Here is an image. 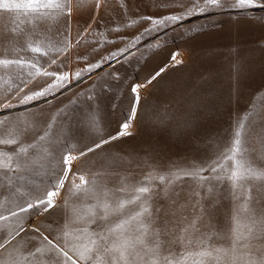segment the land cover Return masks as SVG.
Returning a JSON list of instances; mask_svg holds the SVG:
<instances>
[{
    "label": "rangeland",
    "instance_id": "374dc122",
    "mask_svg": "<svg viewBox=\"0 0 264 264\" xmlns=\"http://www.w3.org/2000/svg\"><path fill=\"white\" fill-rule=\"evenodd\" d=\"M100 1L73 0L68 37L72 46L57 59L58 64L64 61L60 67L49 66V57L33 54L28 47L41 40L44 51H49L51 46L60 47L55 28L49 32L44 25L36 27L31 15L0 13V59L22 57L38 61L49 71L70 76L67 86L56 91L54 96L21 105L11 110L12 114L7 117L0 116V139L18 141V144H0V180L4 181V184L0 181V215L9 217L0 220V243H4V248H0V264H49L53 253L47 244L35 238L39 234L33 229L37 227L44 235H49L53 229L60 236L67 232L66 239L73 244L91 247L89 242L95 239L94 233L100 227H110L119 215L136 210L137 205H127L124 213H111V207L131 199L142 182L150 183L160 193L158 200L153 198L156 200L154 214L156 207L160 209L155 227L160 226L161 219H171L173 215L186 218L187 222L196 220L199 232L190 229L185 235L198 237L204 243L180 242L181 233L171 225V234L161 236L162 240L175 239L171 251L178 259H182L179 254L183 253L185 264L195 261L231 264L234 211L240 215L243 243L250 245L249 248L238 245L237 255L249 252L252 258L259 259L264 251V240L248 236L245 226H250V221L244 211L243 198L231 199V185L227 181L214 195H208L207 189L216 181L211 185L206 183L204 187H199L190 177L170 185L167 181L177 167L216 160L231 146L233 134L238 129L245 151L235 161H225L221 174H230L236 162L264 170V8L239 12L209 10L206 13H199L197 9V14L185 15L180 21L147 31L155 26L142 17L185 14L191 4L203 5L204 0ZM257 2L264 4V0ZM165 4L168 7H159ZM65 19L60 16L53 20L50 16L46 23L63 24ZM77 38L87 43L77 45ZM128 45L134 46L119 56L120 59L104 63L79 80L71 78L76 71ZM173 53L181 61L179 64L172 61ZM222 53L229 55L226 57ZM50 54L55 58L54 52ZM161 69L163 71L155 80L146 83ZM31 71L27 66L0 69V101L7 96L16 103L13 93L19 78L28 79ZM51 83V78L35 77L24 90H38ZM132 84L144 86L139 90L141 99L137 114L128 121L131 128L127 131L131 135L81 157L79 151L84 145H91L94 139L98 142L97 133L90 134L89 128L99 129V136L107 138L115 135L130 115ZM186 120L191 124L186 126ZM64 130L66 134L62 135ZM46 132V140L38 141V137ZM34 142H37V148L29 149L26 170L8 172L7 165L21 159L14 149L20 144ZM69 148L76 159L69 179L55 198L56 207L50 213L34 218L24 215L21 221L24 231L11 239L17 230L18 219L11 217L9 210L17 206L6 204L5 197L13 198L10 203L21 200L28 193L43 191L51 181L50 173L55 170L59 174L60 154ZM45 149L54 155H48ZM80 175L89 181L84 188L91 190L95 181L96 186H102L106 191L84 196L74 189V184L80 183ZM161 175L166 177L164 183L158 179ZM25 179L26 192L25 188L17 187V183L20 186ZM121 188L124 190L118 191ZM196 191L202 200L195 195ZM252 196H257L254 188ZM257 198L264 200V190ZM197 200L204 208L203 215L199 206L193 207ZM105 204L110 206L107 220L102 219ZM153 240L150 235L145 238V243L151 246ZM116 243L119 246L121 242ZM37 248L41 251L37 252ZM135 250L144 254L139 243L135 244ZM207 251H212L213 258L198 255ZM162 253L167 255V251L162 250ZM113 257H119V252L101 251L95 264H111ZM121 264L125 262L121 261ZM134 264H140L139 259Z\"/></svg>",
    "mask_w": 264,
    "mask_h": 264
},
{
    "label": "snow or ice",
    "instance_id": "6c2138e0",
    "mask_svg": "<svg viewBox=\"0 0 264 264\" xmlns=\"http://www.w3.org/2000/svg\"><path fill=\"white\" fill-rule=\"evenodd\" d=\"M183 7V5H177ZM159 7H168V5H161ZM252 8H264V4H260L257 0H204V4L200 5L198 3H193L187 8L185 14L177 15L170 14L162 18H154L151 16L142 17V20L149 21L155 27L148 29L147 31H156L159 27H163L166 24L174 23L185 18V15L197 14V9L199 13H206L209 10H217L220 12H239L245 9ZM73 0H0V13H22L31 15L35 18L36 27L44 25L47 31L51 32L55 28L56 34L60 37V47L51 46L49 51H44L41 40L40 43L29 44V49L33 54L38 56L49 57V66L57 65V67L62 66L64 61L57 63V59L62 53L68 51L71 47V42L68 37L70 35V18L73 16ZM55 14V15H53ZM56 20L58 17H66L63 24H48L46 21L49 17ZM119 29H117L118 31ZM79 37V33L77 34ZM46 39V38H45ZM139 40V37L136 38ZM37 40H40V36L37 35ZM115 43V41H110ZM82 43H87V41H82L81 39H76V44L80 45ZM134 45H128L124 49L118 52L110 53L109 55L103 57L100 61L96 63L89 64L85 69L76 71L71 78L81 79L85 73H92L96 69L102 67L106 62H111L117 60L119 56L127 52L130 47ZM55 53V58L50 54ZM175 53L172 54V61L179 64L181 61L177 60ZM227 57L229 54L222 53ZM11 66L24 67L27 66L32 71L29 73L28 79L20 77L19 84L13 93L16 97V103H12L11 100L5 97L4 101H0V116L7 117L12 114L13 109L21 105H29L34 101L40 100L47 97L48 95H55L56 91L61 88L66 87L67 83L70 82V76L67 73H60L57 71H49L47 67L41 65L38 61L32 62L30 60H24L21 58L16 59H0V69L8 70ZM163 69L151 76L146 83H151L156 79L157 76L161 74ZM35 77L51 78L53 83L47 84L44 87H39L38 90L29 89L25 91L24 89L28 86L30 81ZM144 85L132 84L130 85V90L132 93V103L130 107V115L126 117L125 122L119 126V130L115 135H109L107 138L99 136V129L89 128L88 131L91 134L96 132L98 135V142L94 139L91 145H84V147L79 151L81 157L86 156L88 153H94L97 149H101L104 145L110 144L112 141L119 140L121 137L130 136L131 133L127 131L129 128V122L135 118L137 114V106L140 104V88ZM22 93V94H21ZM181 118V117H174ZM186 126L191 124L190 120L185 121ZM242 127V125L240 126ZM51 128V125H49ZM48 133L38 137V141H44L47 138ZM234 138L231 141V146L220 154V156L212 161L211 163L207 161H202L200 165H189L188 167H177L176 171L170 173L171 179H168L167 184L170 185L175 181L182 180L184 177H190L197 181L199 187H204L205 184L211 185L213 181L217 183L208 187L207 194L214 195L219 191L220 185H223L227 181L231 185L229 195L233 200H240L243 198L244 211L248 213L247 219L250 221V226L247 227L248 236L256 240H264V200L258 199L259 194L264 190V170L254 169L249 164H243L236 162L234 164L233 170L230 174L222 175L225 168V161H235L237 156H243L245 151L244 141L242 139V134L240 130L234 132ZM0 144L10 145L18 144L15 139H0ZM37 148V142L30 145L20 144L14 151L18 159L15 164L9 163L7 165L8 172H15L20 170H26L29 163V149ZM48 155H54V152H49L45 149ZM76 159L75 156L71 155V149L62 152L59 157L60 170L59 174L54 170L50 173L51 181L48 186L43 191H36L34 193H28L27 198L23 203L17 205L15 209H10L9 214L11 217H16L18 219L17 230L11 239H14L16 235L24 231V225L21 222L24 215H28L29 218H34L37 215H42L43 213H50V210L56 207L55 198L59 195L60 190L64 188L65 181L69 179V172H72L73 161ZM2 167V166H0ZM207 172L208 175L205 176L204 173ZM76 173H73L75 176ZM23 179V177H21ZM161 183H164L166 177L161 175L158 177ZM79 184H74V189L76 191H81L84 196L90 194H95L96 192L106 191L102 186H96V182L93 181L94 187L90 189L84 188L85 185L89 183L85 179L84 175L79 176ZM251 185V187L249 186ZM255 189L257 196H252V190ZM71 190V189H70ZM124 189H118V191H123ZM135 195L129 200L119 201L115 206L111 207L112 214H122L127 205H137L135 211L128 214L119 215L116 222L110 227H100L99 231L94 233L95 239L90 240V245L77 246L71 242V240L66 239L69 233L64 232L63 236L56 235L55 229L49 232V235H44L37 227L33 229L34 232L38 233L39 239L43 243L49 246V251L53 253L50 257L49 264H95L96 260L99 258V253L103 251L104 253H115L119 252V257H113L111 264H121L124 261L125 264H134V262L139 259L140 264H185L186 257L184 254H179L182 259L177 258V254L171 251L172 244L175 243V239L162 240L161 236H168L172 232V228L178 229L181 233L179 240L180 242H186L191 245L193 243H204L198 237L186 236L189 230H194L199 232L196 227V220L187 222L186 218L172 216L171 219H161L160 226L155 227L157 223L158 214L160 209L155 208L154 205L156 200L159 199L160 193L154 190V187L148 182H142L141 186L135 188ZM165 193L167 192V185L165 186ZM197 197H200L199 191L195 192ZM202 200L203 197H200ZM249 204L252 206L249 207ZM199 206L200 214L203 215L204 208L197 200L196 205ZM109 205L105 204V213L102 217L103 220H107L109 216ZM167 215V214H166ZM9 217L0 215V220H7ZM233 226L231 228V264H264V251L261 252L260 258H252L249 252H243L237 255L238 248L241 246L243 248H249L250 245L243 243L245 237L241 232V220L238 211H234L232 216ZM95 222V221H92ZM172 226V228L169 227ZM47 231V230H46ZM154 237L151 246L145 243V238L149 236ZM49 236H53V239H49ZM111 238V244H110ZM117 241H120V245H117ZM10 241H5L8 243ZM139 243L142 246L143 255L135 250V244ZM0 248H4V243H0ZM131 249V251H127ZM162 250L167 251V255L162 253ZM37 252L41 249L37 248ZM127 251V255H126ZM258 251H260L258 249ZM200 256H207L210 259L212 257V251L199 252ZM194 264H203L202 261H195Z\"/></svg>",
    "mask_w": 264,
    "mask_h": 264
},
{
    "label": "crops",
    "instance_id": "0c3cea01",
    "mask_svg": "<svg viewBox=\"0 0 264 264\" xmlns=\"http://www.w3.org/2000/svg\"><path fill=\"white\" fill-rule=\"evenodd\" d=\"M61 133H62V135H65L66 134V131L64 130V132L63 131H61ZM3 184H4V181L3 180H0ZM26 182V183H25ZM25 182H23V180L20 182V186H19V184L17 183V187H20V189L22 190L23 188H25V192H26V189H27V187H28V184H27V181H26V179H25ZM12 183V182H11ZM23 183H24V185H23ZM13 184V183H12ZM27 198V196H25L24 198H21V200H16V202L15 201H12V202H10L9 203V201L10 200H12L13 198L12 197H5V203L6 204H8L9 206L10 205H19V204H21V203H23V201L25 200ZM12 203H14V204H12ZM6 210V209H5ZM0 212H2V211H0ZM5 212H7V210L5 211ZM24 225V224H23ZM263 247H264V245H263ZM0 251H1V249H0Z\"/></svg>",
    "mask_w": 264,
    "mask_h": 264
},
{
    "label": "bare ground",
    "instance_id": "6f19581e",
    "mask_svg": "<svg viewBox=\"0 0 264 264\" xmlns=\"http://www.w3.org/2000/svg\"><path fill=\"white\" fill-rule=\"evenodd\" d=\"M100 3H102V0L100 1ZM119 58H120V57H119ZM119 58H118V59H119Z\"/></svg>",
    "mask_w": 264,
    "mask_h": 264
},
{
    "label": "built area",
    "instance_id": "2783aa9c",
    "mask_svg": "<svg viewBox=\"0 0 264 264\" xmlns=\"http://www.w3.org/2000/svg\"><path fill=\"white\" fill-rule=\"evenodd\" d=\"M129 128H131V126L129 125Z\"/></svg>",
    "mask_w": 264,
    "mask_h": 264
},
{
    "label": "water",
    "instance_id": "95a60500",
    "mask_svg": "<svg viewBox=\"0 0 264 264\" xmlns=\"http://www.w3.org/2000/svg\"><path fill=\"white\" fill-rule=\"evenodd\" d=\"M120 59V58H119ZM118 60V59H117Z\"/></svg>",
    "mask_w": 264,
    "mask_h": 264
}]
</instances>
